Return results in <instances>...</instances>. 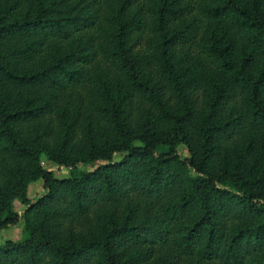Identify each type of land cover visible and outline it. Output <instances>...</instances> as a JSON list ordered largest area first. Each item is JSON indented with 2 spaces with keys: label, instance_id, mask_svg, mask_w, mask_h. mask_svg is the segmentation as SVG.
<instances>
[{
  "label": "trees",
  "instance_id": "16d2710c",
  "mask_svg": "<svg viewBox=\"0 0 264 264\" xmlns=\"http://www.w3.org/2000/svg\"><path fill=\"white\" fill-rule=\"evenodd\" d=\"M17 225L0 264H264V0H0Z\"/></svg>",
  "mask_w": 264,
  "mask_h": 264
},
{
  "label": "rangeland",
  "instance_id": "374dc122",
  "mask_svg": "<svg viewBox=\"0 0 264 264\" xmlns=\"http://www.w3.org/2000/svg\"><path fill=\"white\" fill-rule=\"evenodd\" d=\"M183 150L187 154L186 148H184ZM42 165L45 168L55 170L56 174L60 177L64 176L68 172L67 170L58 168V166L54 162L49 160L47 156L45 155L42 158ZM89 166L91 167L92 165H89ZM43 192H44V187H43L42 181L41 180L35 181L31 186V190H30L31 196L39 195V194H42ZM22 235H23L22 225H17L12 228H8V229H3L0 231V243H3L8 238L20 240L22 238Z\"/></svg>",
  "mask_w": 264,
  "mask_h": 264
}]
</instances>
